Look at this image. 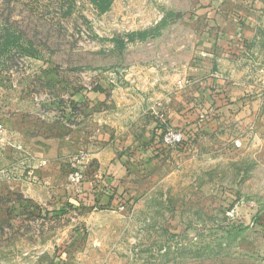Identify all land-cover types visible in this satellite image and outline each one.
Listing matches in <instances>:
<instances>
[{
  "label": "rangeland",
  "instance_id": "1",
  "mask_svg": "<svg viewBox=\"0 0 264 264\" xmlns=\"http://www.w3.org/2000/svg\"><path fill=\"white\" fill-rule=\"evenodd\" d=\"M92 1L0 0V264H264L263 121L188 111L190 142L166 148L154 105L134 109L152 90L119 89L170 62L197 79L201 3Z\"/></svg>",
  "mask_w": 264,
  "mask_h": 264
},
{
  "label": "crops",
  "instance_id": "2",
  "mask_svg": "<svg viewBox=\"0 0 264 264\" xmlns=\"http://www.w3.org/2000/svg\"><path fill=\"white\" fill-rule=\"evenodd\" d=\"M199 2L208 22L199 34L200 59L197 63L187 66L183 72L185 75L196 77L197 79L192 78L195 83L186 88L178 87L176 81L181 77L174 74L176 63L170 62L166 66L157 64L156 70L153 66H142L140 69L142 75L137 79V85H129V81L125 83L124 88H119L122 99L129 106L136 102L134 95L138 93H135V88L141 86L142 90H152L150 93L152 102L144 96L143 108L134 109L144 116L146 110L153 104L154 110L162 111L163 116L166 112L164 116L165 122L168 120L166 124L163 123L164 120L161 122L157 115L148 112V115L150 113L157 119H153L149 125L146 123L145 128L146 131L154 133V142L160 138L159 128L162 130L166 127L186 128L184 132L192 129L191 123L197 124V121L187 119L188 111L193 114L200 113V118L202 120L208 118L207 121H213L211 119L213 111L219 112L222 116L219 123L227 122V126L234 129L241 128L244 123L251 124L255 119H261L264 126V0H199ZM118 50L125 51L120 48ZM210 79L215 81L214 90L209 87ZM103 94L98 90L80 91L74 93L73 98L77 103L86 101L96 103L97 100L109 99L108 95ZM198 97L202 98L203 102L196 107L195 103L200 101ZM192 105L194 107L191 110L186 108ZM226 112L229 114L227 117ZM205 121L203 124L208 125L209 123ZM222 126L226 127L224 124ZM133 130L131 122L126 126L127 134L133 135ZM103 137L107 141L106 145L112 144L109 134ZM133 140L141 144L143 141L140 137H134ZM117 165L119 174L123 166L119 160Z\"/></svg>",
  "mask_w": 264,
  "mask_h": 264
},
{
  "label": "built area",
  "instance_id": "3",
  "mask_svg": "<svg viewBox=\"0 0 264 264\" xmlns=\"http://www.w3.org/2000/svg\"><path fill=\"white\" fill-rule=\"evenodd\" d=\"M195 81L188 77L180 78L176 81V85L180 88H186L192 86ZM154 114L157 115L158 118L163 121V115L160 110H154ZM3 129L2 123H0V132ZM159 141H161L162 145L166 148H175L180 147L183 144V132L179 129H175L172 127H166L160 133ZM78 173H75L77 175Z\"/></svg>",
  "mask_w": 264,
  "mask_h": 264
},
{
  "label": "trees",
  "instance_id": "4",
  "mask_svg": "<svg viewBox=\"0 0 264 264\" xmlns=\"http://www.w3.org/2000/svg\"><path fill=\"white\" fill-rule=\"evenodd\" d=\"M92 2L95 4V6L98 8V10L101 13L106 12L107 9L109 8V5H110V0H93ZM134 35H136L138 37V39L144 40V39L147 38L148 32L147 31H142V32H138V33H135V34H130L129 38L127 37V40L133 41L134 40V38H133ZM119 48L123 49L122 44L119 45ZM214 84H215V81L210 79L209 87L212 90L215 89ZM179 130H181L183 132V134H184L183 135L184 136L183 137V143H189L190 142V140H189L190 137H187V131L184 132V129H180V128H179Z\"/></svg>",
  "mask_w": 264,
  "mask_h": 264
}]
</instances>
